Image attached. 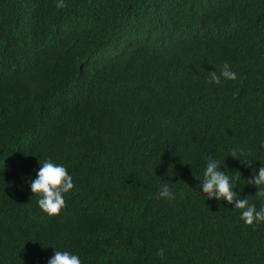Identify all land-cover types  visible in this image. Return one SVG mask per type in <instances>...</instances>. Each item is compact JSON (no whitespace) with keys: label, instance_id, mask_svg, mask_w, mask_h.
Returning <instances> with one entry per match:
<instances>
[{"label":"trees","instance_id":"1","mask_svg":"<svg viewBox=\"0 0 264 264\" xmlns=\"http://www.w3.org/2000/svg\"><path fill=\"white\" fill-rule=\"evenodd\" d=\"M57 2L0 0V264H264V222L200 187L211 157L264 205V0ZM49 159L58 216L30 188Z\"/></svg>","mask_w":264,"mask_h":264},{"label":"clouds","instance_id":"2","mask_svg":"<svg viewBox=\"0 0 264 264\" xmlns=\"http://www.w3.org/2000/svg\"><path fill=\"white\" fill-rule=\"evenodd\" d=\"M66 5L64 0H58L57 8H64ZM209 83L221 85V77L225 80H237V73L231 70V66L225 63L221 71L217 74L216 71L210 72ZM236 150L231 152V157L237 158ZM240 160V159H239ZM241 161V160H240ZM246 163L253 169L252 177L247 179V185H254L258 188L256 196L264 197V162L256 174V169L253 167L254 160L241 161ZM41 167L37 171L35 179L30 180V188L34 195H38V204L43 212L49 216H58L61 210L66 207L65 194L74 189L73 177L68 173V170L63 165H58L53 161L45 160L41 163ZM220 161L209 158L204 171V179L200 187L208 199L217 201L226 200L228 204L234 205L235 209L242 210L241 219L249 226H254L264 222V205L257 210L255 204H251L247 199L241 198L240 192L236 191L239 176H230L225 171L221 170ZM159 197L173 199L168 183H164L158 193ZM165 250L159 249L157 256L163 258ZM48 264H82L79 256L72 254L69 251L55 250L54 255L48 260Z\"/></svg>","mask_w":264,"mask_h":264}]
</instances>
